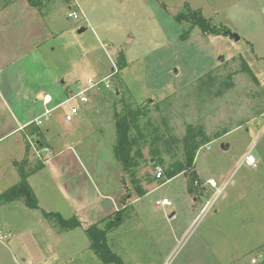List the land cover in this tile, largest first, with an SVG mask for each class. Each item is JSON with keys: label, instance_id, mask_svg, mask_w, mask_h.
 Returning a JSON list of instances; mask_svg holds the SVG:
<instances>
[{"label": "rangeland", "instance_id": "374dc122", "mask_svg": "<svg viewBox=\"0 0 264 264\" xmlns=\"http://www.w3.org/2000/svg\"><path fill=\"white\" fill-rule=\"evenodd\" d=\"M8 1L0 0V8ZM186 5L200 9L213 25L228 27L240 39L204 36L194 29L189 39L182 40L190 24L180 25L175 18ZM17 8L22 11L20 5ZM80 9L86 19L69 18L71 11ZM171 11L177 14L173 16ZM41 14L40 36L48 33L42 49L47 65L57 74L58 96L55 101L47 97L43 103L30 99L24 106V117L33 120L42 116L64 101L77 82L111 75L112 61L117 66L121 54L127 67L110 80V89L92 97L74 123L66 122L68 106H60L40 127L44 139L28 137L25 127L0 145V166L7 174L17 173L12 163L19 164L25 158L28 144L31 168L55 156L46 170L33 178L44 212H57L64 218L76 216L84 225L72 235L44 218L42 211L13 210L0 203V232L9 236L0 241V264H103L89 249V239L82 230L98 223L103 212L112 214L115 205L121 209V200L129 191L135 197L137 177L154 181L158 167L148 145L155 130L182 141L189 125L210 139L242 127L198 151L194 164L201 180H192L194 195L207 199L215 194L210 186L208 195L200 187L209 178L221 191L194 226L186 222V233L176 246L172 244L168 261L253 264L264 252V137L252 151L257 159L255 168L235 163L250 140L248 125H259L264 110V0H56L46 2ZM116 91L133 108L149 110L140 122L148 139L142 142L146 144L145 158L134 174L123 171L114 153ZM2 110L0 120L7 118L16 126L18 111L11 107ZM16 117L18 122L25 120ZM38 140L43 149L38 150ZM222 145H229V150H223ZM175 150L176 158L183 159L182 143ZM163 158V171L176 160L164 154ZM194 169L193 165L189 175L174 178L135 205L151 232L161 230L166 223L162 207L153 211L160 199L168 198L176 208L180 205L182 212L190 210L193 199L188 185ZM11 185L9 177L0 180V194ZM217 211L224 215H214ZM130 214L124 215L125 224L111 236V243L127 264H154V258L145 253H154V246L141 222L130 220ZM69 243L83 251H75L65 263L61 250Z\"/></svg>", "mask_w": 264, "mask_h": 264}, {"label": "crops", "instance_id": "0c3cea01", "mask_svg": "<svg viewBox=\"0 0 264 264\" xmlns=\"http://www.w3.org/2000/svg\"><path fill=\"white\" fill-rule=\"evenodd\" d=\"M19 5L21 6V10H22L20 12L19 9L17 8ZM42 20L43 17L41 11H39L37 8L30 6L27 0H9L7 5H5L3 8H0V114L3 113L2 107L5 108L11 107V108H15L18 111V114H16V116L19 115L25 118L24 121L18 122L16 121L18 117L15 116L14 120L16 122L15 123L16 126L11 125V123L8 121L9 119L7 118L4 121L0 120V145L12 139L13 137H16L18 134H20L23 131V128L30 126V124L36 118L39 117V116L38 117L35 116L33 120L29 119L28 116L24 117L25 116L24 106H26L27 104L29 105L28 102L30 99H36V100L38 99L41 101V103H43L42 100L46 99L47 97H51L55 101L56 96H58L55 92L57 89L56 87L57 74L47 65L48 60H46L45 51H43L42 49L48 40V36H47L48 33H45L46 35L40 36L41 33L40 27L43 24ZM81 32H84V30H81L80 33ZM34 67L35 69H33ZM107 76L109 75L102 77V79ZM42 80L43 83H41ZM63 102L64 101H62L61 103H59L58 105L54 106L49 110L51 111L49 120L53 113L52 111L55 108L60 107V105ZM85 108L83 110V113L85 112ZM260 114H261L260 115L261 120L259 122V125H251V124L248 125L250 132V140L247 143L243 152L236 160L235 163L236 166L238 164L242 165L240 163V160L243 157V155L248 150H251L252 152L264 137V110ZM49 120H45L44 123H46ZM31 125H35V124H31ZM38 127L40 128L41 126ZM241 127L242 125H240L236 129L228 130L226 131L227 133L225 132L224 135L220 137L214 136L212 141L209 144L203 146L202 148L207 147L210 144H213L217 141H220L223 137L227 136L228 134L236 131ZM57 154H60V152H58ZM54 157L48 159L44 163L43 169L31 175L28 179L29 184L33 188L39 200L41 207V210L39 211H43V212L46 211V209L43 207L41 196L33 183V178L36 177V175L42 173L44 170H46L45 167L46 164H48V162L51 161ZM77 158L79 159L78 155ZM0 162H2V159L0 160ZM12 165L16 166L17 163L14 162L12 163ZM194 167H195L194 172L196 173L198 179L201 180L200 173L197 170V165L194 164ZM83 169L85 168L83 167ZM6 172L8 173V170L7 169L5 170L4 167L2 168V166H0V180H5L8 177L11 178V182H12L11 186H13L15 183L19 181V175L15 171H12L9 174H7ZM87 175L90 176L89 173H87ZM179 176H184V174H181ZM138 179H140L139 181L141 183V186L147 191V194L141 198L137 196L131 197L128 203L129 210L131 211V214L129 215V219L131 217L130 220L134 218L135 220L137 219L138 221L141 222L143 229L146 231V233L149 236L150 242H152L154 246V253L152 251L145 252L147 253L146 254L147 257L154 258L155 259V261L153 259L154 264H165L168 261L169 252L173 251V249L171 248L172 244L173 246H176L177 242L180 241V239L183 237L182 235L186 233L185 230H187V228L183 231V226L186 224V222L187 224H190L189 227L194 226L197 223V221L201 218V215L206 210V208L209 205H212V203L215 201L218 193H216L215 191V194L209 196L207 199L202 196L200 199L198 196L194 195L195 192L194 188L188 185V192L191 194L190 198L193 199V204L191 205L192 207L190 208V210L182 212L180 211V205H178L176 208L175 203L172 201L173 203L172 207L161 208L162 213L165 215L164 216L165 219L167 218L165 220L166 223L163 224L161 230L157 232H151V230L141 220L140 214L136 210L135 205L141 200H143L149 193L157 190L162 185L153 186L152 183L157 182L155 179L151 183L142 180L141 176H139ZM9 188L10 187L8 186L6 189ZM202 191L204 192V194L208 195V186L203 187ZM192 196L194 198H192ZM204 200H206L205 204H203ZM4 205L5 206L10 205L13 210L28 209L22 202L8 203ZM198 205H202L201 208L198 209L197 208ZM158 209L159 208L155 207V205L153 206V211H157ZM117 210H118L117 205H115V211L112 214H107L103 212L104 215L101 218V220L106 218H111ZM214 215L220 217V215H224V214H222V212L217 211L214 213ZM101 220H99L98 222H100ZM124 224H125V220L123 218L121 226L118 229L108 234V242L111 249L123 259L125 264H127L124 258L120 255V251L116 249L114 245H112L111 243V236L117 230H120V228ZM82 231L83 233H85V230ZM70 232L73 233L72 235H76L78 231L75 230ZM89 249H90V242H89ZM77 250H79V252L83 251L82 248H79V246H76V244L73 243L67 244L66 249L61 250L63 251L62 261L63 259L65 260V263L68 262L67 260L71 261V258L74 257L75 254L74 252ZM92 253L97 257L95 252L92 251ZM23 261L25 260L23 259ZM135 264H137V262H135Z\"/></svg>", "mask_w": 264, "mask_h": 264}, {"label": "trees", "instance_id": "16d2710c", "mask_svg": "<svg viewBox=\"0 0 264 264\" xmlns=\"http://www.w3.org/2000/svg\"><path fill=\"white\" fill-rule=\"evenodd\" d=\"M29 5L37 8L39 11L46 2L56 0H27ZM68 2L69 0H62ZM175 20L178 24L183 23L190 24V28L181 35L182 40L190 38L191 33L194 29H198L204 36H231L232 32L228 27L213 25L210 19H207L200 9L194 10L189 5H186L184 12H181ZM127 67L126 59L124 54H121L117 62V74L119 75ZM116 74V75H117ZM115 104H114V122L116 129V143L114 147V153L118 161L123 167L125 173L134 174L135 171L141 166L142 161L145 158L144 147L147 142V136L143 133L141 127V120L147 117L149 110L148 108H133L125 100L124 96L119 91L115 93ZM28 137L44 139L45 135L42 130L35 125L28 126ZM227 133V132H226ZM224 135V134H222ZM221 135V136H222ZM220 137V136H217ZM152 141L150 142L149 149L150 155L155 160L156 167H163L165 160L163 154L176 159L163 171V178L156 179L160 182L159 185H164L169 180L184 174L189 175L195 163L196 155L198 151L205 145L209 144L212 139L202 136L195 131L192 125L187 127V135L181 141L174 135L166 136L158 131H154L152 134ZM200 139V140H199ZM182 143L183 145V159H177L176 147ZM39 149H43L41 140L36 142ZM31 147L28 144L26 149L25 158L16 165V170L19 175V181L7 189L3 194H0V203L8 204L14 202H22L28 209L39 211L41 210L39 200L29 184V177L44 167V162H37L32 167V160L30 158ZM195 172L190 175L192 187V180L196 178ZM134 180L136 187V196L141 198L147 194V191L141 186L140 181ZM132 194L130 191L123 196L121 200V209H118L111 218L101 220L96 224L88 225L84 228L85 233L90 242V250L95 252L98 259L103 264H125L123 259L115 253L108 242V234L118 229L123 221L124 215L129 211V200ZM43 212V211H42ZM43 216L46 219L54 222L64 232L75 231L83 228L84 225L81 220L76 216L71 218H64L60 213L57 212H43Z\"/></svg>", "mask_w": 264, "mask_h": 264}, {"label": "built area", "instance_id": "2783aa9c", "mask_svg": "<svg viewBox=\"0 0 264 264\" xmlns=\"http://www.w3.org/2000/svg\"><path fill=\"white\" fill-rule=\"evenodd\" d=\"M69 18L73 20H83L86 19V15L82 9L76 12H70ZM114 66L113 73L103 79L93 80L88 79L86 83L77 82L74 90H71L68 96L65 98L64 102L60 106H68V114L66 115L67 123H74L76 118L82 114L84 108L91 103L92 97L100 91H106L111 87V79L117 74L118 69L116 64L112 61ZM51 111H47L42 116L36 118L31 124H35L36 126H42L45 120H49V116ZM30 124V125H31ZM38 152V150H36ZM241 164H246L249 167L255 168L257 165V159L252 154L251 150H248L240 160ZM156 179L163 178V170L158 167L157 173L155 175ZM196 186L200 184L195 182ZM205 186H210L216 190V193H219L221 190L220 185L216 183L215 180L209 179L206 180L204 184L200 185L201 188ZM173 203L168 198L161 199L156 202V207H172ZM9 236L0 232V241L8 240ZM181 243V242H179ZM264 262V252L260 254L257 258H254L253 264H262ZM165 264H172V261H167Z\"/></svg>", "mask_w": 264, "mask_h": 264}, {"label": "water", "instance_id": "95a60500", "mask_svg": "<svg viewBox=\"0 0 264 264\" xmlns=\"http://www.w3.org/2000/svg\"><path fill=\"white\" fill-rule=\"evenodd\" d=\"M171 13H172L173 16H175L177 14L176 11H171ZM232 37L236 38L237 40L240 39L238 35L233 34V33H232ZM222 149L225 150V151L229 150V145H222Z\"/></svg>", "mask_w": 264, "mask_h": 264}]
</instances>
